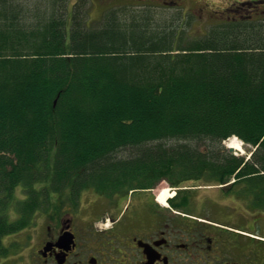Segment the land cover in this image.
Here are the masks:
<instances>
[{
	"label": "trees",
	"instance_id": "1",
	"mask_svg": "<svg viewBox=\"0 0 264 264\" xmlns=\"http://www.w3.org/2000/svg\"><path fill=\"white\" fill-rule=\"evenodd\" d=\"M49 1L24 20L27 2L0 0V254L48 191L112 198L162 179L235 177L264 195V22L192 38L177 18L152 30L143 13H114L96 27L75 18L66 32L64 0ZM232 136L256 147L247 161L224 149ZM193 197L171 204L190 210Z\"/></svg>",
	"mask_w": 264,
	"mask_h": 264
},
{
	"label": "flooded vegetation",
	"instance_id": "2",
	"mask_svg": "<svg viewBox=\"0 0 264 264\" xmlns=\"http://www.w3.org/2000/svg\"><path fill=\"white\" fill-rule=\"evenodd\" d=\"M80 2L71 8L82 7ZM109 2L171 9L195 26L264 18V0ZM103 4L95 2L94 12L101 13ZM260 198L261 207L245 203L254 218L246 214L241 226L200 222L158 208L147 189L134 191L119 213L70 203L41 206L31 228L18 233L20 240L0 264H264V195Z\"/></svg>",
	"mask_w": 264,
	"mask_h": 264
},
{
	"label": "rangeland",
	"instance_id": "3",
	"mask_svg": "<svg viewBox=\"0 0 264 264\" xmlns=\"http://www.w3.org/2000/svg\"><path fill=\"white\" fill-rule=\"evenodd\" d=\"M14 0H9L10 4H13ZM17 1V0H15ZM87 1V0H85ZM28 5H32L34 4V0H29L26 1ZM24 2V3H26ZM91 0L87 1V6L88 4H90ZM24 7L23 9V14H24V20H28L27 17L30 14V11H27V7ZM127 10H125L123 13L126 16H134L133 11H131V9L129 7ZM149 9V8H146ZM143 13V14H142ZM137 14H142L145 16H148V28L149 29H156L160 26H170L173 25L174 23L177 22L175 13L173 12V10L171 9H167V8H154L152 10H146V11H142V12H138ZM89 15V12H87V16ZM122 16V15H121ZM20 22H23V20H21ZM184 24V28L189 30L190 32V36L192 38H198L201 35L205 34L204 32V28L206 27L207 29L210 28L209 24H206L205 26H193L191 24L187 23H183ZM97 25H92L90 27H96ZM233 139V138H231ZM176 143V141H171L170 144H174ZM226 143V142H225ZM197 147L200 150L206 149V147H204L205 145H207V143H203V142H198L196 143ZM226 147V146H225ZM131 154V150L129 149H121L120 151H118L116 153V156L118 157H125L127 155ZM247 151L245 148H243V152L240 154L238 153V156H244L246 157ZM166 184V183H165ZM164 183L161 184L160 186H158V190L162 192L167 191L165 189H167V185H165ZM187 185H197L194 184L192 182H189ZM158 191V192H159ZM87 192H84L82 195V200L84 199V194ZM91 196H97L96 194H94L93 192L89 191L88 192ZM160 193V194H161ZM170 193H172L170 191ZM194 193L196 194V197L193 201V206H194V210L193 213L195 215H199V216H203L206 218H209L211 220H215L218 222H222V223H233V224H240L241 221H243V218H245V215L247 214L248 218L253 219V213L247 211L246 205L243 201L239 200V203H235L233 202L232 198L230 200V202L225 201L222 197L223 193L220 192L219 188L217 187H209V188H200L197 189L196 191H194ZM157 194V192H156ZM222 194V195H221ZM157 205L161 208H165V205H161L159 203H157ZM232 208V213H230L231 211L229 210V207ZM235 209V210H234ZM240 219V220H239ZM250 219V221H251Z\"/></svg>",
	"mask_w": 264,
	"mask_h": 264
},
{
	"label": "bare ground",
	"instance_id": "4",
	"mask_svg": "<svg viewBox=\"0 0 264 264\" xmlns=\"http://www.w3.org/2000/svg\"><path fill=\"white\" fill-rule=\"evenodd\" d=\"M228 147H232L234 148L235 150L237 151H242V146H241V142L239 140H236V139H229L226 141L225 143ZM168 196V193L167 191H164L162 192L159 196H158V199L157 201L160 203V204H165L166 202V199H167Z\"/></svg>",
	"mask_w": 264,
	"mask_h": 264
},
{
	"label": "water",
	"instance_id": "5",
	"mask_svg": "<svg viewBox=\"0 0 264 264\" xmlns=\"http://www.w3.org/2000/svg\"><path fill=\"white\" fill-rule=\"evenodd\" d=\"M228 152L231 153V154H233V153H234V149L231 148V147H229V148H228Z\"/></svg>",
	"mask_w": 264,
	"mask_h": 264
}]
</instances>
